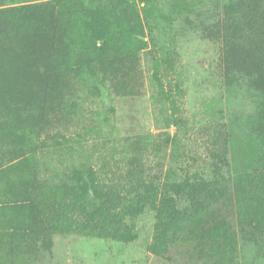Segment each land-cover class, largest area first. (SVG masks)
Listing matches in <instances>:
<instances>
[{
	"label": "rangeland",
	"instance_id": "374dc122",
	"mask_svg": "<svg viewBox=\"0 0 264 264\" xmlns=\"http://www.w3.org/2000/svg\"><path fill=\"white\" fill-rule=\"evenodd\" d=\"M28 5L62 79L0 97V264H264V0Z\"/></svg>",
	"mask_w": 264,
	"mask_h": 264
},
{
	"label": "trees",
	"instance_id": "16d2710c",
	"mask_svg": "<svg viewBox=\"0 0 264 264\" xmlns=\"http://www.w3.org/2000/svg\"><path fill=\"white\" fill-rule=\"evenodd\" d=\"M44 8L28 5L0 9V57L6 60L0 62V97L22 119H28L31 105L39 102L45 88L62 79L53 70L52 61L63 53V45L52 38L51 21ZM249 229L256 230L255 226Z\"/></svg>",
	"mask_w": 264,
	"mask_h": 264
}]
</instances>
